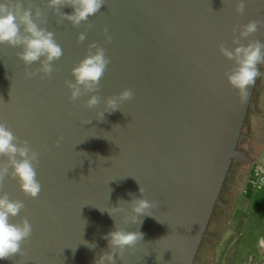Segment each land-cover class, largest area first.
I'll return each instance as SVG.
<instances>
[{
  "label": "water",
  "instance_id": "1",
  "mask_svg": "<svg viewBox=\"0 0 264 264\" xmlns=\"http://www.w3.org/2000/svg\"><path fill=\"white\" fill-rule=\"evenodd\" d=\"M22 2L47 12L45 27L55 33L63 51L50 79H26L25 65L16 55L21 49L0 45V121L41 153L37 179L42 190L37 198L25 197L11 179L0 189V194L7 192L10 199L25 203L12 222L26 216L32 224L24 264H93L108 251L102 236L114 230L106 211L118 207L120 199L130 201L129 193L142 198L140 186L143 198L156 203L151 211L160 222L145 216L138 227L126 224L124 213H116L113 218L120 228L144 234L116 264H196L214 209L222 205L219 194L232 159L242 155L236 145L248 108L254 109L256 81L247 102L241 103L224 75L232 62L220 54L218 45L236 46L231 30L237 23L264 21V0H245L243 15L235 12L238 0H106L89 18L92 28L82 44L76 39L86 24L58 25V17L44 8L46 0ZM61 12L71 14L73 8L63 6ZM105 26L112 37L107 44ZM252 38L264 43V27ZM92 42L106 48L111 62L100 81V105L85 109L82 104L89 96L69 102L64 81L73 79L71 69ZM262 65H257L259 73ZM126 88L133 90V99L97 120L103 98ZM257 105L261 132L255 159L264 144V93ZM84 119L91 123L81 125ZM244 173L235 185L238 193ZM122 206L130 211L126 203ZM85 241L96 247L90 249ZM262 247L255 264L261 258L264 264ZM216 254L210 264H224Z\"/></svg>",
  "mask_w": 264,
  "mask_h": 264
},
{
  "label": "clouds",
  "instance_id": "2",
  "mask_svg": "<svg viewBox=\"0 0 264 264\" xmlns=\"http://www.w3.org/2000/svg\"><path fill=\"white\" fill-rule=\"evenodd\" d=\"M105 3L106 0H46L44 8L51 10L58 17V25L64 21L70 22L76 28L86 24V31L80 32L76 39L77 44H82L86 39L87 30L92 28L89 18L100 12ZM63 6L72 7L73 12L71 14L61 12ZM244 11L245 0H238L235 6L236 14L243 15ZM47 22V12H43L31 2L27 7L22 0L0 2V45L21 49L16 55L25 65L26 79L33 77L41 80L50 79L53 72L57 71L53 67L54 62L63 55L61 46L56 42L55 33L45 27ZM260 27H264V21L250 20L247 24L237 23L231 30L232 43L236 46L230 49L223 42L218 45L220 54L232 62V67L225 71L224 75L241 103L247 102L249 88L255 84L260 74L257 65L264 64V43L252 38ZM102 32L105 44L111 43L112 37L109 35L108 27L105 26ZM106 51V48L97 42L88 45L84 58L71 69L73 79L64 81L69 90V102L75 103L82 97L89 96L83 102V108L94 109L100 105V81L111 62ZM34 63H38L39 67L31 69ZM133 97V90L126 88L118 95L103 98L104 109L97 113V120H103L106 113L111 114L120 110V106ZM80 123L90 124L91 120L84 119ZM62 140V136L58 137L56 147H60ZM40 155L41 153L34 150L27 139L16 136L6 121H0V157H6V160L0 162V189L3 188L6 179H11L17 182L25 197L37 198L42 190V185L37 179ZM139 192L142 198L129 193L132 197L130 201L120 199L118 207H111L106 211L114 221V230L102 236V239L108 242V251H102L94 259L93 264H116L117 257L123 261L125 250H132L138 242L143 241L142 232L126 231L120 228L113 218L116 213H124V222L138 227L143 223L142 218L145 216L156 219L151 211L157 206L156 203L143 198L145 193L143 187H139ZM124 203L128 205L130 211H125L122 206ZM24 210L23 200L10 199L7 192L0 194V260H13L19 256L21 259L15 264H24L28 258L25 248L30 243L32 224L26 216L18 222H12ZM100 211L105 212L101 209ZM84 244L90 249L96 247L94 242L85 241Z\"/></svg>",
  "mask_w": 264,
  "mask_h": 264
},
{
  "label": "flooded vegetation",
  "instance_id": "3",
  "mask_svg": "<svg viewBox=\"0 0 264 264\" xmlns=\"http://www.w3.org/2000/svg\"><path fill=\"white\" fill-rule=\"evenodd\" d=\"M263 80L264 64L261 67L260 74L256 80V87L252 94L254 109L249 106L241 129L242 137L238 140L236 145L237 151L241 152L242 155L238 154L237 157L232 159L229 167V174L227 175L219 194V200L222 205H216L214 209L211 219L212 221L207 229L206 237L202 241L196 264H210L213 261L212 256L214 252L217 253L216 256L219 254L216 258L223 257L225 259L224 264H230L232 258L233 263L235 264L236 254L234 252V243L237 237H234L236 231L227 224V219L234 217L231 214L234 212L235 207L233 206L234 208H230V203H234L236 197L239 195L236 191L235 185L238 184V181H240L243 175H245L244 172L247 173L246 175H248L249 172L250 175L251 171H253L254 176V170H251V164L255 161L254 153L257 148L255 143L257 144L259 132H261V130L257 131V116L259 114V106L257 104L260 100L261 94L264 93ZM243 156L245 159H243ZM256 166H258V163L255 164L254 168ZM227 242L229 243L228 246ZM262 245H264V241L261 242V246Z\"/></svg>",
  "mask_w": 264,
  "mask_h": 264
},
{
  "label": "crops",
  "instance_id": "4",
  "mask_svg": "<svg viewBox=\"0 0 264 264\" xmlns=\"http://www.w3.org/2000/svg\"><path fill=\"white\" fill-rule=\"evenodd\" d=\"M260 156H264V144L261 145L259 154H258L257 158L255 159V161H254V163H253V165L251 167V170H253V168H254L256 163L259 164V162H257V161L260 158ZM251 179L252 178H251V176L249 175V172H248V175H246L245 180H244V182H243V184L241 186V189H240V191L238 193L239 195L237 196V198H236V200L234 202L235 210H234L233 214H231L234 217L233 218H228L227 219V224H229V222H235L236 224L239 223V222H243L245 220V218H243V216L248 212V209L251 207V204H252L253 201H255V199H256V201H261L262 200V203L264 204V197L262 198V197H255L254 196V193L258 192V191H256V189L264 188V186L260 187V188L252 187L251 183H249V181ZM253 189H254V191H253ZM248 190H251L253 192V197L252 198L248 197V195H247L248 194ZM234 207H232V208H234ZM260 224H261V227H262V232L259 233L258 231H253V233L249 235L250 237L246 238V242H245L244 246L246 247V250L248 251V253H247V256L245 257L244 264H255L260 258L259 253L263 251V247L262 246H264V245L261 246V242L264 241V221H261ZM230 227H232L236 232L238 231V229H236L235 226L231 225ZM236 232H235V237L234 238H236L237 235H238ZM251 238H253V240H251ZM239 243H240V241H239V239L237 237V239H236V241L234 243L235 249L238 248ZM258 243H259V245H258ZM254 248H255V254H254V251H253ZM251 255H253L252 262H250V256ZM260 264H263V259L262 258H261Z\"/></svg>",
  "mask_w": 264,
  "mask_h": 264
},
{
  "label": "rangeland",
  "instance_id": "5",
  "mask_svg": "<svg viewBox=\"0 0 264 264\" xmlns=\"http://www.w3.org/2000/svg\"><path fill=\"white\" fill-rule=\"evenodd\" d=\"M257 162H259L258 164L259 166L264 168L263 167L264 166V156H260ZM251 174L253 175V171H251L250 175ZM252 175H251V178L253 177ZM256 191L258 192L254 193L255 197H262V198L264 197V188L256 189ZM247 195L249 198H252L253 192L251 190H248ZM243 218H245V220L237 224L235 222H229V226L233 225L235 226L236 229H238L236 233L238 234L237 237L240 241L239 246L237 248L238 250L234 249V252L236 254L235 264H244L245 257L247 256V253H248V251L246 250V247L244 246L246 242V238L250 237L249 235L252 234L253 231H258L259 233L262 232V227L260 224L261 221H264V204L262 203V200L256 201L255 199V201L252 202L251 207L248 209V212L243 216ZM251 240H253V238H251Z\"/></svg>",
  "mask_w": 264,
  "mask_h": 264
},
{
  "label": "built area",
  "instance_id": "6",
  "mask_svg": "<svg viewBox=\"0 0 264 264\" xmlns=\"http://www.w3.org/2000/svg\"><path fill=\"white\" fill-rule=\"evenodd\" d=\"M254 176L256 179L253 181V184L260 187L264 186V168L261 166H256L254 169Z\"/></svg>",
  "mask_w": 264,
  "mask_h": 264
},
{
  "label": "trees",
  "instance_id": "7",
  "mask_svg": "<svg viewBox=\"0 0 264 264\" xmlns=\"http://www.w3.org/2000/svg\"><path fill=\"white\" fill-rule=\"evenodd\" d=\"M253 170H254V169H253ZM255 179H256V177L253 176L252 179H251V181H249V183H251V186L254 187V188H260V187H263V186L258 187V186H256V185H254V184H253V181H254ZM229 241H231V240H229ZM229 241H228V242H229ZM228 242H227V243H228ZM227 243H226V244H227ZM228 245H229V243L227 244V246H228ZM225 246H226V245H225Z\"/></svg>",
  "mask_w": 264,
  "mask_h": 264
}]
</instances>
